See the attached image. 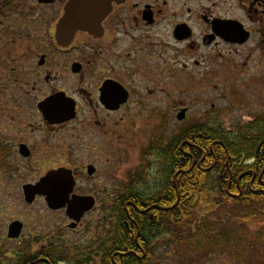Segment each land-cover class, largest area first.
Returning a JSON list of instances; mask_svg holds the SVG:
<instances>
[{
  "label": "flooded vegetation",
  "instance_id": "flooded-vegetation-1",
  "mask_svg": "<svg viewBox=\"0 0 264 264\" xmlns=\"http://www.w3.org/2000/svg\"><path fill=\"white\" fill-rule=\"evenodd\" d=\"M150 83L162 86L166 100L173 96L175 117L183 109L188 113L186 104L193 102L177 92L183 83L199 89L191 99L211 107L236 87L243 92L253 86L251 93L262 99L264 0H0V181L20 183L24 200V186L36 185L51 171L67 170L74 181L69 199L91 196L93 210L99 189L86 192L84 183L99 172L95 159L103 138L111 140L120 121L134 118L133 106L149 93ZM258 117L264 113L243 125ZM143 181L134 175L128 182L137 189ZM125 190L111 196L117 206L111 213L119 211L121 197L129 199L128 214L129 204L144 212ZM135 194L148 197L150 190L138 187ZM38 199L45 196L36 195L34 202ZM48 210H63L67 222L60 231L37 225L34 230L41 231L33 234L25 216L11 220L5 241L20 246L0 239V264H101V232L93 258L84 252L64 254L70 232L83 227L92 210L77 222L66 208ZM14 221L22 227L18 237L10 238ZM151 241L163 244L160 235ZM138 248L140 260L155 261L150 249L147 254L145 247Z\"/></svg>",
  "mask_w": 264,
  "mask_h": 264
},
{
  "label": "rangeland",
  "instance_id": "rangeland-1",
  "mask_svg": "<svg viewBox=\"0 0 264 264\" xmlns=\"http://www.w3.org/2000/svg\"><path fill=\"white\" fill-rule=\"evenodd\" d=\"M201 74L202 72L199 76ZM188 80L189 78L184 76L183 81ZM196 81L202 82L198 78ZM184 83L177 88V92H181L184 101H193L186 104L190 110L186 113L184 120L178 121L173 113L176 104L170 99L174 96L171 92L172 85L167 83L166 89L173 96H168L166 100L162 93V86H153L150 83L147 85L151 89L149 93L145 91L138 105L133 106L137 112L132 114L135 115L134 118L120 121L117 131L109 137L111 140L103 138L104 147L101 156L95 159L99 172L94 180L84 183L86 192L93 191L95 186L98 187L97 203L95 208L85 216L83 227L76 232H70L71 237L65 244V255L75 257L74 255H79V252H84L82 255L87 258L94 257L95 241L100 242L101 239L97 235L110 230L115 219V216L109 215V210L112 211L116 206L111 196L116 194V189H124L130 183L128 181L132 176L139 175L145 181L138 183L137 189L138 187L149 189L155 184L159 158L149 154L152 146L158 145L164 148L183 128L196 123H214L227 132L247 123L251 117H256L260 112L264 113V97L256 99L251 93L253 86L246 87V91L243 92L236 87L234 94L223 101L215 102L214 107H211L210 103L191 99L192 95H197L199 89L192 90ZM149 110L151 115L148 113ZM154 111L159 114L152 116ZM157 116L159 118H156ZM86 160L88 161L89 158ZM20 185V183L6 185L0 181V239L9 247L16 248L20 244L5 241L7 225L11 220L25 216L27 231L33 234L41 231V229L34 230L37 225L42 228L45 226L49 229L53 228L59 232L67 222L63 210H48L43 199L27 204L21 196ZM205 195L203 194L202 197ZM206 209L204 208L203 214H199L200 219L203 218V221L209 224L207 232L201 235L202 238L205 237V241L197 242V238L190 240V232L183 234L180 227L174 232L175 235L171 234L170 230L161 232L160 239L163 244L156 241L151 247L155 260L152 264H264V245L255 235L262 223L245 222L235 218L229 214L234 213L231 210H235V207L228 208V211L225 208L223 211L220 208H214L208 214ZM104 210H108L107 214ZM198 225L197 223L195 228ZM231 233H237L240 240L219 243L211 239L212 236L231 235ZM23 241L26 240L23 239Z\"/></svg>",
  "mask_w": 264,
  "mask_h": 264
},
{
  "label": "trees",
  "instance_id": "trees-1",
  "mask_svg": "<svg viewBox=\"0 0 264 264\" xmlns=\"http://www.w3.org/2000/svg\"><path fill=\"white\" fill-rule=\"evenodd\" d=\"M237 127L230 133L214 123H196L183 128L164 148L152 146L149 154L160 161L150 195L136 196L134 182L125 187L136 197L130 201L144 212H136L129 204L128 214L126 197L118 200L116 214L109 210L115 219L102 234L101 264H152L137 257L141 254L138 245L148 254L151 238L169 230L175 235L179 227L183 234L190 232V240L205 241L201 235L209 224L199 217L204 208L208 214L214 208L235 207L239 210L229 213L235 218L262 223L255 235L264 245V117ZM211 239L219 243L240 240L237 233Z\"/></svg>",
  "mask_w": 264,
  "mask_h": 264
},
{
  "label": "water",
  "instance_id": "water-1",
  "mask_svg": "<svg viewBox=\"0 0 264 264\" xmlns=\"http://www.w3.org/2000/svg\"><path fill=\"white\" fill-rule=\"evenodd\" d=\"M80 0H72L79 3ZM186 109L181 110L177 115V120L181 121L185 117ZM89 174L93 172L89 167ZM74 181L72 175L67 170L51 171L43 177L36 185L24 186V200L32 203L36 195L45 196L48 208L56 210L66 208V214L73 221H79L84 213L90 211L94 206V199L91 196L69 195L72 192ZM22 224L18 221L12 222L9 226L8 237H18Z\"/></svg>",
  "mask_w": 264,
  "mask_h": 264
}]
</instances>
